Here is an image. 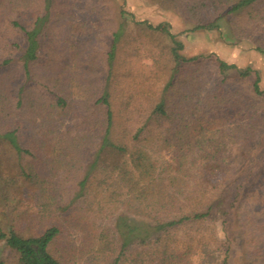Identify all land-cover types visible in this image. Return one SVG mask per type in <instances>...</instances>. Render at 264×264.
Listing matches in <instances>:
<instances>
[{"label":"trees","instance_id":"1","mask_svg":"<svg viewBox=\"0 0 264 264\" xmlns=\"http://www.w3.org/2000/svg\"><path fill=\"white\" fill-rule=\"evenodd\" d=\"M157 2L264 56V0ZM111 4L0 0V264H264L260 74Z\"/></svg>","mask_w":264,"mask_h":264},{"label":"rangeland","instance_id":"2","mask_svg":"<svg viewBox=\"0 0 264 264\" xmlns=\"http://www.w3.org/2000/svg\"><path fill=\"white\" fill-rule=\"evenodd\" d=\"M111 7L115 12L119 9L125 10L128 15L121 20L126 27H132V17L138 21H148L153 25H167L171 32L177 35L178 40L184 44L182 53L186 57L194 56H213L236 65L238 69L252 68L261 76V88L264 90V56L260 52L254 50L248 42L240 41L234 38L230 33L228 24L222 25L219 30H199L190 32L189 25L180 18L175 12L161 9L157 0H112ZM80 10H83V4H80ZM113 12V11H112ZM84 13H77L78 21H87ZM71 31L64 24L58 29L60 37L71 36ZM78 38V37H77ZM79 38H81L79 36ZM231 76H236L235 72H231ZM264 134L255 145L259 158L264 161ZM263 148L259 151V149ZM244 154V153H243ZM254 152L244 154L242 162L244 164L252 161ZM1 201H0V218L3 219Z\"/></svg>","mask_w":264,"mask_h":264}]
</instances>
